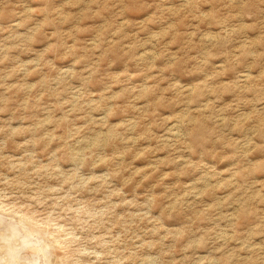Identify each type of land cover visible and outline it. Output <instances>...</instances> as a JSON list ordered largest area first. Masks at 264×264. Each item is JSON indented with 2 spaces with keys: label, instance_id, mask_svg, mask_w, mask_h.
<instances>
[{
  "label": "rangeland",
  "instance_id": "1",
  "mask_svg": "<svg viewBox=\"0 0 264 264\" xmlns=\"http://www.w3.org/2000/svg\"><path fill=\"white\" fill-rule=\"evenodd\" d=\"M16 243L264 264V0H0V257Z\"/></svg>",
  "mask_w": 264,
  "mask_h": 264
},
{
  "label": "clouds",
  "instance_id": "2",
  "mask_svg": "<svg viewBox=\"0 0 264 264\" xmlns=\"http://www.w3.org/2000/svg\"><path fill=\"white\" fill-rule=\"evenodd\" d=\"M31 252L35 258L36 252L34 249L25 247L19 243L5 249V255L0 257V264H25L24 257Z\"/></svg>",
  "mask_w": 264,
  "mask_h": 264
},
{
  "label": "bare ground",
  "instance_id": "3",
  "mask_svg": "<svg viewBox=\"0 0 264 264\" xmlns=\"http://www.w3.org/2000/svg\"><path fill=\"white\" fill-rule=\"evenodd\" d=\"M15 223V222H14ZM25 229V228H24ZM10 232V231H9ZM3 233V232H2ZM10 233H8V235H9ZM3 235H4V233H3ZM7 236V235H6ZM10 237V236H9ZM19 241V240H18ZM17 244V243H16ZM4 248H5V246H4ZM8 248V247H7ZM2 254H3V252H2Z\"/></svg>",
  "mask_w": 264,
  "mask_h": 264
}]
</instances>
